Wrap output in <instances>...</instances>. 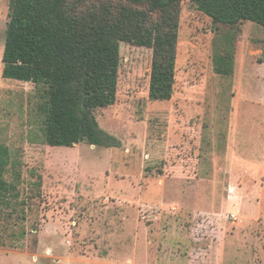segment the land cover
Returning a JSON list of instances; mask_svg holds the SVG:
<instances>
[{
  "label": "rangeland",
  "instance_id": "rangeland-1",
  "mask_svg": "<svg viewBox=\"0 0 264 264\" xmlns=\"http://www.w3.org/2000/svg\"><path fill=\"white\" fill-rule=\"evenodd\" d=\"M9 6L0 142L24 165L22 191L31 171L43 187L40 232L0 248V264H264V29L243 23L234 74L217 75L214 24L184 2L172 99H149L152 51L122 43L117 101L96 113L117 145L50 147L39 88L2 77Z\"/></svg>",
  "mask_w": 264,
  "mask_h": 264
},
{
  "label": "trees",
  "instance_id": "trees-1",
  "mask_svg": "<svg viewBox=\"0 0 264 264\" xmlns=\"http://www.w3.org/2000/svg\"><path fill=\"white\" fill-rule=\"evenodd\" d=\"M184 2L214 24V72L233 76L239 29H264V0H10L2 77L39 88L45 145H117L96 113L117 101L122 43L152 51L149 99H172ZM23 166L0 142V248H19L40 232L29 220L43 180L31 171L36 180L22 191Z\"/></svg>",
  "mask_w": 264,
  "mask_h": 264
},
{
  "label": "crops",
  "instance_id": "crops-1",
  "mask_svg": "<svg viewBox=\"0 0 264 264\" xmlns=\"http://www.w3.org/2000/svg\"><path fill=\"white\" fill-rule=\"evenodd\" d=\"M236 70H237V69H236ZM248 93H249V92H248ZM249 94H250V93H249ZM239 96H240L241 98H245V97L247 98V96H245V94H241V93H240ZM230 138H231V139H234L233 134H231ZM236 158H238V156H237ZM247 162H248V161H247Z\"/></svg>",
  "mask_w": 264,
  "mask_h": 264
}]
</instances>
